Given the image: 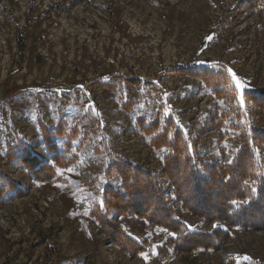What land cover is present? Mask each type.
Listing matches in <instances>:
<instances>
[{"label":"rangeland","instance_id":"rangeland-1","mask_svg":"<svg viewBox=\"0 0 264 264\" xmlns=\"http://www.w3.org/2000/svg\"><path fill=\"white\" fill-rule=\"evenodd\" d=\"M261 1L0 0V264H264L263 228L231 229L214 250L181 252L164 229L133 215L111 218L142 246L133 257L88 215L104 185L103 152L159 169L162 152L139 132L137 117L171 114L211 163L238 146L232 120L221 115L230 106L241 110L237 124L264 128V112L241 99L264 89ZM207 65L231 79L232 103L181 71ZM59 120L78 130L75 160L57 180L37 181L6 157L7 141L21 139L46 162L38 122L53 130ZM180 219L200 231L215 225L187 213Z\"/></svg>","mask_w":264,"mask_h":264},{"label":"trees","instance_id":"trees-1","mask_svg":"<svg viewBox=\"0 0 264 264\" xmlns=\"http://www.w3.org/2000/svg\"><path fill=\"white\" fill-rule=\"evenodd\" d=\"M261 7L264 4L261 3ZM181 71L199 80L216 100L230 104L237 97L231 79L219 67L207 65ZM129 81L139 83V80ZM108 84L109 81L102 82V85ZM241 98L264 112V89L245 90ZM129 103L131 101L122 104L125 111L131 110ZM221 115L223 119L232 120L238 141L236 150L226 161H203L198 140L190 136L171 114L160 118L158 112L151 121L142 116L136 120L139 132L149 139V145L162 152L157 171L103 152L106 157L104 185L99 200L89 209L88 215L120 250L133 257L143 250L131 234L111 220L127 215L167 231V242L181 252L214 250L219 242L229 238L231 229H264V128L237 124L235 121L242 117L237 106H230ZM38 128L48 152L46 162L30 153L19 138H15L13 145L7 141L6 157L31 173L37 181L57 180V170L75 160L70 143L79 137L78 130L61 120L53 130L44 127L42 122H38ZM56 139L62 140V149ZM182 213L207 223H220L224 229H191L180 219Z\"/></svg>","mask_w":264,"mask_h":264},{"label":"snow or ice","instance_id":"snow-or-ice-1","mask_svg":"<svg viewBox=\"0 0 264 264\" xmlns=\"http://www.w3.org/2000/svg\"><path fill=\"white\" fill-rule=\"evenodd\" d=\"M228 71L232 74L233 78L235 79L236 81V86L238 88H243V85L241 84L240 80L236 77V73L232 70V69H228ZM242 99V98H241ZM243 102V100H242ZM70 171V170H69ZM214 227H218V225H214ZM145 259H147V256L145 255Z\"/></svg>","mask_w":264,"mask_h":264}]
</instances>
